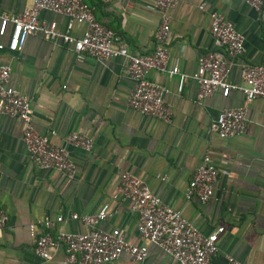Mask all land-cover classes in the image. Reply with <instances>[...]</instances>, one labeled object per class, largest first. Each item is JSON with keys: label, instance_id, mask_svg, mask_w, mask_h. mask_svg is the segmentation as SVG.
<instances>
[{"label": "crops", "instance_id": "0c3cea01", "mask_svg": "<svg viewBox=\"0 0 264 264\" xmlns=\"http://www.w3.org/2000/svg\"><path fill=\"white\" fill-rule=\"evenodd\" d=\"M96 19L114 32V46H126L143 55L155 47L160 14L155 0H84ZM31 0H0V13L17 14ZM203 5V7H201ZM222 12L244 36V52L234 60L229 74L241 81L245 65L264 61V31L257 12L244 0H178L171 12L166 44L167 67L186 73L198 59L215 48L210 34L211 13ZM40 20L65 32V15L43 11ZM11 26L0 44L8 42ZM85 24L75 21L71 34L79 37ZM11 67L9 86L29 97L34 129L64 145L72 133H84L94 141L91 151L68 145L76 167L73 179L34 164L23 142V125L0 114V209L8 221L0 232V264H73L65 260L64 246L44 260L35 252L30 225L37 233L87 232L89 227L70 214H94L107 206L109 216L99 224L107 231L119 229L133 245L148 246L141 264H178L171 256L145 240L137 230V216L129 199L116 194L119 176L130 172L144 180L164 204L182 210L203 234L218 233V252L209 264H225L227 256L248 264H264V98L247 105L246 129L241 135L221 139L211 123L224 108H238L244 96L232 91L226 97L216 91L199 102L198 86L189 80L177 92V78L152 69L148 79L167 87L165 96L172 117L163 122L128 106L134 83L122 57L98 62L76 54L61 39L30 35L21 50L0 49V66ZM52 131L55 133L52 134ZM209 158L219 170L214 196L206 203L186 200L192 174ZM161 176L166 177L165 180ZM64 216L58 222L57 217ZM49 218V229L36 224ZM110 264H139L123 253Z\"/></svg>", "mask_w": 264, "mask_h": 264}, {"label": "built area", "instance_id": "2783aa9c", "mask_svg": "<svg viewBox=\"0 0 264 264\" xmlns=\"http://www.w3.org/2000/svg\"><path fill=\"white\" fill-rule=\"evenodd\" d=\"M109 2L110 0H100ZM253 8L264 31V0H244ZM178 0H155L154 6L160 14V25L155 33V47L148 53L138 55L126 46H114V32L100 23L92 7L84 0H31V4L17 14L0 13V36H5L11 26L8 42L0 44V49L17 52L33 34H41L48 40L61 39L70 44L76 54H87L98 62L122 57L126 61V73L134 83L128 97V106L147 116L163 122L172 117L165 96L170 90L164 85L148 79L152 69L165 72L168 77L177 78V92L191 80L198 86L199 102L213 95L217 90L226 97L232 91L243 94L244 104L238 108H224L211 123V130L221 139L241 135L246 129V110L249 102L255 98H264V61L259 64L245 65L241 71V81L232 82L229 74L234 60L244 48V36L222 12L211 13L210 34L215 48L198 59L197 68L186 73L174 65L167 67L169 53L166 44L171 31V12ZM203 7V5L201 6ZM52 11L67 17L65 32L57 29L55 22L49 26L40 20V13ZM85 24L83 34L76 37L71 34L74 22ZM11 67L0 66V114L18 119L23 125V142L34 164L41 169L55 170L68 179H73L76 167L67 146L84 151L93 149L94 141L84 133H72L66 137L64 145H55L49 135L37 132L32 123L33 111L29 97L9 86ZM55 132L52 131V134ZM218 168L209 159L204 158L196 168L188 183L185 198L196 197L206 203L214 196ZM162 180L166 177L161 176ZM116 194L131 202L137 216V230L150 244L155 245L171 256L178 264H209L218 252V233L223 227L209 234H203L198 226L187 219L182 210L164 204L149 185L137 175L122 172L119 176ZM109 216L107 206L89 215L70 214L72 220L82 222L90 229L87 232H67L63 230L52 234L49 231L37 233L35 225H30V234L35 242V252L44 260L52 259V250L64 246L65 260L73 264H110L123 253L141 264L148 256L146 245H133L127 241L119 229L111 231L99 228V224ZM64 216L57 217L63 221ZM8 221V215L0 209V232ZM49 218L36 222L49 229ZM225 264H248L227 256Z\"/></svg>", "mask_w": 264, "mask_h": 264}]
</instances>
